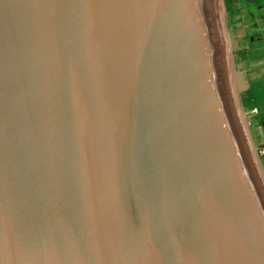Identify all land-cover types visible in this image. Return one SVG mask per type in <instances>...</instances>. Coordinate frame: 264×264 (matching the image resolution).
Returning a JSON list of instances; mask_svg holds the SVG:
<instances>
[{
  "label": "water",
  "instance_id": "95a60500",
  "mask_svg": "<svg viewBox=\"0 0 264 264\" xmlns=\"http://www.w3.org/2000/svg\"><path fill=\"white\" fill-rule=\"evenodd\" d=\"M0 264H264L216 0H0Z\"/></svg>",
  "mask_w": 264,
  "mask_h": 264
},
{
  "label": "rangeland",
  "instance_id": "374dc122",
  "mask_svg": "<svg viewBox=\"0 0 264 264\" xmlns=\"http://www.w3.org/2000/svg\"><path fill=\"white\" fill-rule=\"evenodd\" d=\"M218 2L219 27L231 88L246 141L264 185V166L258 155L264 143V130L258 116L249 113L245 98V89L251 82H264V2L259 6H247L242 0H234L235 15L231 18L226 13L224 0Z\"/></svg>",
  "mask_w": 264,
  "mask_h": 264
},
{
  "label": "trees",
  "instance_id": "16d2710c",
  "mask_svg": "<svg viewBox=\"0 0 264 264\" xmlns=\"http://www.w3.org/2000/svg\"><path fill=\"white\" fill-rule=\"evenodd\" d=\"M247 6H259L264 0H242ZM224 7L229 18L235 15L234 0H224ZM244 56V54H243ZM246 104L258 108L259 122L264 130V82H251L245 89Z\"/></svg>",
  "mask_w": 264,
  "mask_h": 264
},
{
  "label": "built area",
  "instance_id": "2783aa9c",
  "mask_svg": "<svg viewBox=\"0 0 264 264\" xmlns=\"http://www.w3.org/2000/svg\"><path fill=\"white\" fill-rule=\"evenodd\" d=\"M249 113L251 115L256 116L258 114V108L257 107H254V106L251 107V108H249ZM258 155H259V159H260L261 163L264 166V143L259 147V149H258Z\"/></svg>",
  "mask_w": 264,
  "mask_h": 264
},
{
  "label": "bare ground",
  "instance_id": "6f19581e",
  "mask_svg": "<svg viewBox=\"0 0 264 264\" xmlns=\"http://www.w3.org/2000/svg\"><path fill=\"white\" fill-rule=\"evenodd\" d=\"M218 4V7H217V10H218V12H219V2H218V0H217V2H216V5Z\"/></svg>",
  "mask_w": 264,
  "mask_h": 264
}]
</instances>
